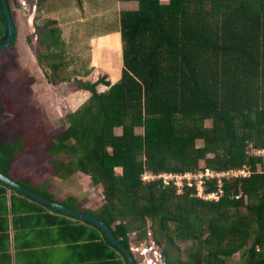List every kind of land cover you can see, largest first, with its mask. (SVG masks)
I'll list each match as a JSON object with an SVG mask.
<instances>
[{"label": "trees", "instance_id": "16d2710c", "mask_svg": "<svg viewBox=\"0 0 264 264\" xmlns=\"http://www.w3.org/2000/svg\"><path fill=\"white\" fill-rule=\"evenodd\" d=\"M119 1L133 6L119 15L117 81L108 79L109 73L79 81L76 92L91 95L63 118L67 128L58 134L48 136L31 121L21 127L17 118L7 122L15 108L1 84L7 68L20 63L0 62V172L31 186L20 169L38 159L32 150L42 146L51 183L84 175L102 189L94 214L128 249L134 234L138 241L165 246L168 264H227L237 253L241 264H264V157L253 153L264 149V0ZM13 2L8 0L16 39L0 56L23 49ZM43 6L45 0L35 1L33 11ZM37 20L40 68L51 83L72 82L73 76L64 74L71 61L58 21ZM9 36L0 0V45ZM243 168L246 176L204 178V195L215 193L218 199L200 196L195 180L179 192L174 184L142 179L147 171L208 169L216 175ZM63 204L79 209L72 200Z\"/></svg>", "mask_w": 264, "mask_h": 264}, {"label": "crops", "instance_id": "0c3cea01", "mask_svg": "<svg viewBox=\"0 0 264 264\" xmlns=\"http://www.w3.org/2000/svg\"><path fill=\"white\" fill-rule=\"evenodd\" d=\"M132 4H123L119 0H45L46 10L58 21L63 34L81 31L96 34L91 38L95 53L93 64L97 62L96 65L107 68L109 63L104 61V57L110 61L117 56L121 60L117 65H122L119 15L123 7H131ZM114 18L115 25H111ZM28 166L21 168L19 173L30 179L31 186H26V189L45 197L44 194L49 192L55 198L51 200L61 204L72 200L79 207L73 209L93 216L99 212L101 201H97V191L83 187L82 176H75L72 180L75 186L65 189L67 181L51 183L49 179L53 176L43 178L47 173L40 169L41 181L38 171L34 176ZM1 184L0 181V264H128L105 232L93 222L55 211ZM134 242L136 239L131 235L128 251ZM133 256L140 263L137 254Z\"/></svg>", "mask_w": 264, "mask_h": 264}, {"label": "rangeland", "instance_id": "374dc122", "mask_svg": "<svg viewBox=\"0 0 264 264\" xmlns=\"http://www.w3.org/2000/svg\"><path fill=\"white\" fill-rule=\"evenodd\" d=\"M166 1L167 0H165V2ZM25 2H27V4H25ZM34 4L35 0H14L13 2L14 13H16V20L20 28V45L23 46V49L20 50L19 54L15 49H11L6 52V55L0 56L1 63L2 61L4 63H20L18 67L14 65V69H11L10 66L7 68V73L1 84V93L4 94L7 99H10V103H12L16 109L8 115L6 119L7 122L9 117H11V119L17 118L19 126L21 127L24 121H31L33 124H39L44 128L41 130L42 133H48V136H52L54 133L58 134L60 131L67 128V123L63 120V118L67 116L69 111L78 110V108L81 107L91 95V93L88 92H84V94L81 91L76 92L80 86L79 81L94 82L102 75L109 73L108 79L115 83L122 65L121 67L120 65H117L118 60L119 63H121L120 58L117 56L110 61H108V57H104V61L109 63V68L96 65L97 62H95L94 65V42H92L91 38L96 36V34H89L87 32L84 33V31H81L78 34H69L65 32V34H63V38L67 44V60L72 61L74 59V61H72L70 66L67 68L68 72L64 74L72 75L73 81L51 83L49 77L46 75V70L40 68L37 58L36 46L39 45V32L36 28V18H38L37 23L43 24L48 20H52L53 17L50 14V11L48 12L46 10L45 6L42 7L40 12L38 11L35 13L33 11ZM56 4L57 2L54 1V5ZM78 9L82 10L80 7H78ZM115 21V18L114 20L112 19L110 24L115 25ZM87 24L88 22L85 26ZM57 26L59 27V25ZM78 27L84 28L83 26ZM101 61L103 63V60ZM110 72L112 75H110ZM48 74L54 75L50 73ZM107 88L108 87L106 86H100V89L102 90H106ZM122 132V128L116 129V134L121 135ZM137 132L140 133V129H138ZM31 141L34 140L31 139ZM32 153L37 154L35 157L38 159L31 158L33 160H29L30 164H25L29 165L28 167H30L32 175L37 176L36 172L38 171L41 181L45 178V176L46 178L52 177L53 174L50 172L49 164H44L46 159H41V156L44 153L42 146L39 149V145H36L35 149L32 150ZM41 163H43L42 166ZM202 164L204 163L202 162ZM43 167L45 169V173L47 174H44L42 178L40 169ZM117 172L122 173V168H118ZM81 178V185L87 189H90V187L92 189L95 188L97 191V201H101L102 195L101 192L98 193V191H102V189L94 187L90 177L82 176ZM198 178L200 179V177ZM65 183V189L67 187L75 186V183H73L72 180ZM180 185H182V183H180ZM92 189L90 190L92 191ZM132 235L134 237V234ZM147 242L149 243L150 241ZM188 244H191V241L188 242ZM185 246V243H180L183 254H181L180 250L175 249V253L177 251L178 255H182V258H186ZM241 257L242 253L241 255L237 253L228 258L227 264H241L243 262V257Z\"/></svg>", "mask_w": 264, "mask_h": 264}, {"label": "water", "instance_id": "95a60500", "mask_svg": "<svg viewBox=\"0 0 264 264\" xmlns=\"http://www.w3.org/2000/svg\"><path fill=\"white\" fill-rule=\"evenodd\" d=\"M2 1H3L4 9H5V12L7 15L9 27H10V36L4 44L0 45V52L9 48L13 44V42L16 39V33H17V28H16L15 21H14L13 16H12V12L10 10L8 0H2ZM23 9H25V8H23ZM0 181L3 184L7 185L9 188L32 197L33 199H35L36 201H38L39 203L43 204L44 206H46L48 208H51L55 211L61 212V213L68 215V216H75V217L77 216V218L81 217V218H84L86 220L93 222L94 224L97 225V227H99L102 231L105 232V234L107 235V238L122 253V255L127 260L128 264H136L135 261H137V260L134 259V256H133V255H135L134 252L131 251V253H130V251H128V248L114 234L112 227L109 226L103 219H101L97 216H93V215L84 213L80 210H76V209L67 207L61 203H57V202H55V201L37 193V192L35 193V191L33 192V190L32 191L28 190L25 187L18 184L13 179H10L6 175L2 174L1 172H0ZM160 255H161V257H160L161 262H165L167 259V248L165 246L161 247ZM137 264H145V262L141 261L140 263H137ZM157 264H160V262Z\"/></svg>", "mask_w": 264, "mask_h": 264}, {"label": "built area", "instance_id": "2783aa9c", "mask_svg": "<svg viewBox=\"0 0 264 264\" xmlns=\"http://www.w3.org/2000/svg\"><path fill=\"white\" fill-rule=\"evenodd\" d=\"M25 4H27V2H25ZM253 153L255 155L264 157V149H254ZM248 172L249 171L246 168H243L241 170H235L232 173L231 172L223 173V174L217 173L216 175H214V173L208 169L205 172H200L198 174H191V173L175 174V173H166V172L153 173V172L147 171L144 173L142 179L147 182L160 180L162 184L164 185L174 184L177 187V189H179V192H182L184 190L183 188L185 184L192 186L195 180L199 188L200 196H203L206 199H218V196L215 193L204 195L203 189H202L204 178H208V177L221 178L223 176L230 177V176H238V175L246 176ZM198 177H200V179ZM180 183H182V185H180ZM130 250L133 251L134 254L135 253L137 254V257L140 258V262L144 261L145 264H157L159 262L160 264H168L167 261L161 262V259H160L161 247L157 245L156 243H154L153 240H150L149 243L146 240L136 241L132 244Z\"/></svg>", "mask_w": 264, "mask_h": 264}, {"label": "clouds", "instance_id": "9594fccd", "mask_svg": "<svg viewBox=\"0 0 264 264\" xmlns=\"http://www.w3.org/2000/svg\"><path fill=\"white\" fill-rule=\"evenodd\" d=\"M29 1V0H28ZM256 149V148H255Z\"/></svg>", "mask_w": 264, "mask_h": 264}]
</instances>
